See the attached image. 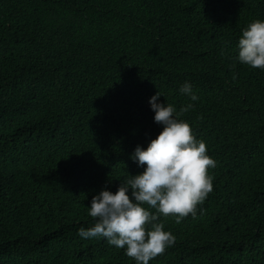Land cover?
Listing matches in <instances>:
<instances>
[{"label": "trees", "instance_id": "obj_1", "mask_svg": "<svg viewBox=\"0 0 264 264\" xmlns=\"http://www.w3.org/2000/svg\"><path fill=\"white\" fill-rule=\"evenodd\" d=\"M253 20L264 0H0V264H135L77 229L143 170L156 91L193 105L178 119L215 165L195 216L159 217L175 240L149 264H264V69L236 59Z\"/></svg>", "mask_w": 264, "mask_h": 264}, {"label": "clouds", "instance_id": "obj_2", "mask_svg": "<svg viewBox=\"0 0 264 264\" xmlns=\"http://www.w3.org/2000/svg\"><path fill=\"white\" fill-rule=\"evenodd\" d=\"M236 49L240 63L264 69V20H253L241 30ZM178 92L191 101L197 99L187 80ZM160 96L156 91L148 103L161 130L146 147L137 144L129 154L143 170L128 173L114 192L102 188L93 194L86 206L93 221L77 229L80 238H104L109 245L122 248L135 264H149L174 243L175 237L164 229L160 216L174 214L177 221L195 216L197 204L212 190L208 169L215 162L189 123L178 119L193 105H181L177 111L173 104L161 102Z\"/></svg>", "mask_w": 264, "mask_h": 264}]
</instances>
